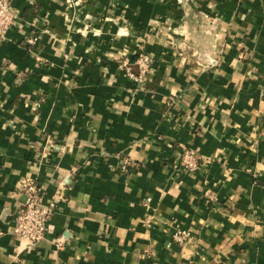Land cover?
<instances>
[{
  "label": "crops",
  "instance_id": "crops-1",
  "mask_svg": "<svg viewBox=\"0 0 264 264\" xmlns=\"http://www.w3.org/2000/svg\"><path fill=\"white\" fill-rule=\"evenodd\" d=\"M11 10L0 264H264V0H11ZM141 54L153 58L144 81L127 74ZM187 148L195 169L182 164ZM25 181L45 204L57 199L33 244L14 232Z\"/></svg>",
  "mask_w": 264,
  "mask_h": 264
},
{
  "label": "built area",
  "instance_id": "built-area-1",
  "mask_svg": "<svg viewBox=\"0 0 264 264\" xmlns=\"http://www.w3.org/2000/svg\"><path fill=\"white\" fill-rule=\"evenodd\" d=\"M15 19L11 10V0H0V37L4 39L8 29L14 25ZM153 58L148 54H141L137 60L138 71L135 73L130 67L127 68V74L133 76L140 81L147 78V74L151 68ZM182 164L189 168L195 169L199 164V155L191 148H187L183 152ZM24 189L26 200L15 218L14 232L24 239L26 242L33 244L41 240L47 229L48 220L53 213L56 200L45 204L39 191V186L32 181H25ZM206 195L209 199L214 197V193L207 189ZM189 236V231L185 229L178 230L174 233V240L178 243H184ZM180 264H196L189 260Z\"/></svg>",
  "mask_w": 264,
  "mask_h": 264
}]
</instances>
